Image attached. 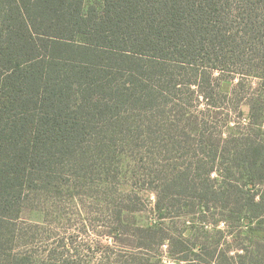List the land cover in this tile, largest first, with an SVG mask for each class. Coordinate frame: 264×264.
I'll list each match as a JSON object with an SVG mask.
<instances>
[{
	"label": "trees",
	"instance_id": "obj_1",
	"mask_svg": "<svg viewBox=\"0 0 264 264\" xmlns=\"http://www.w3.org/2000/svg\"><path fill=\"white\" fill-rule=\"evenodd\" d=\"M67 208L96 264H264V0H0V264H82Z\"/></svg>",
	"mask_w": 264,
	"mask_h": 264
},
{
	"label": "rangeland",
	"instance_id": "obj_2",
	"mask_svg": "<svg viewBox=\"0 0 264 264\" xmlns=\"http://www.w3.org/2000/svg\"><path fill=\"white\" fill-rule=\"evenodd\" d=\"M92 1H96V0H92ZM221 81H218V83H220L222 85L223 90L225 91H230L235 83L237 82L238 79H234L232 78L230 75L225 74L221 77L220 79ZM247 80H252V81H258L256 78H247ZM227 99L231 100V106L233 112L232 113H236L235 109L237 108V100L235 98V96H230L229 98H223L221 97V100L219 102L224 103V101H226ZM223 100V101H222ZM242 111H243V117L242 119L245 121H247L248 119V114H249V106L247 104H243L241 107ZM225 119V117H224ZM237 119V118H236ZM223 126V128L225 129V136L228 135V126H224V125H220ZM230 127V126H229ZM128 181H130V178L126 180V184L125 186H123V190L125 191H130L131 186L130 183H128ZM143 196L146 197V205L147 207L150 209V207L154 206L155 201L157 200L156 195H154L153 192L150 191H144ZM89 203H93L92 199H87V205L90 206ZM94 205V204H93ZM97 205H95L96 207ZM67 210L69 212L75 211V213L69 214L67 216L68 220H63V224H61V221L59 220H49V223H52L50 225V230L52 233V236L56 235L57 233H60V238H62L63 236H77V240L75 242L76 246H78L80 252L78 253V257H79V261L82 264H96L97 262H99L101 255L107 251V254H110V250H108L107 247H111L114 248L116 251H122V253H126L128 252L129 249L133 250L134 248L127 246V248H124V250H120L117 247H115L114 242L111 241V238L109 236H101L98 235L97 232L95 233L93 231V227L90 225V227L88 228L89 233H81V227L83 226L82 224V218L80 216V214L77 213V211L74 210H69L67 208ZM83 215L82 216H87L90 214L91 210H89V212H87V210H83ZM23 216L32 224H43L44 220H45V216L43 214V212L41 211H37V210H33V211H26L24 212ZM136 217V221L135 223H141V222H150V221H155V217H154V213L153 211H147L144 212L142 214H137L135 215ZM173 221L175 226L177 227H182V224L179 221V219H174ZM94 223V222H93ZM101 223H103L102 221L99 222H95L93 225H100ZM61 225V226H60ZM227 226H224L223 224H220V226L218 228H222V229H226L225 231H228L229 228H226ZM99 229H102L101 227H98ZM96 229V228H95ZM209 229H213V226L210 227ZM245 231H248L249 233L264 239V233L260 230L255 229L254 226H248V227H244ZM46 235H49V232H46ZM227 241L229 240V242L231 240H233V238L231 236H227ZM47 243H52L51 241L47 242ZM52 247L55 246V244H51ZM129 248V249H128ZM161 257L163 260L164 264H178V262L174 259L171 258V256L168 253V247L167 245H164L161 248Z\"/></svg>",
	"mask_w": 264,
	"mask_h": 264
}]
</instances>
